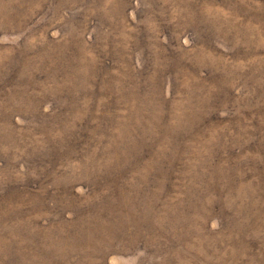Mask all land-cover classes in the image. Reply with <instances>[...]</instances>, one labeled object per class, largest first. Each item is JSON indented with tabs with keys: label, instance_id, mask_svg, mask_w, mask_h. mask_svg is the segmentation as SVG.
<instances>
[{
	"label": "rangeland",
	"instance_id": "374dc122",
	"mask_svg": "<svg viewBox=\"0 0 264 264\" xmlns=\"http://www.w3.org/2000/svg\"><path fill=\"white\" fill-rule=\"evenodd\" d=\"M0 264H264V0H0Z\"/></svg>",
	"mask_w": 264,
	"mask_h": 264
}]
</instances>
